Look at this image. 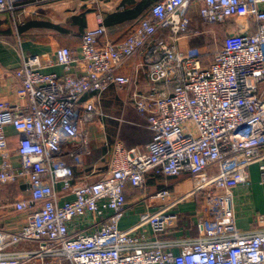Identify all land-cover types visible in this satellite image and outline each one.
Here are the masks:
<instances>
[{
  "label": "built area",
  "instance_id": "1",
  "mask_svg": "<svg viewBox=\"0 0 264 264\" xmlns=\"http://www.w3.org/2000/svg\"><path fill=\"white\" fill-rule=\"evenodd\" d=\"M53 1L0 0V16L18 28L27 8ZM195 18L225 27L209 63L177 43L206 33ZM105 33L86 29L78 52L24 56L16 92L27 105L0 100V185L30 191L13 205L24 214L20 227H0V264H264V231L238 227L234 193L252 165L264 183V0H160L126 39L101 42ZM139 56L130 74L119 73ZM141 72L144 87L131 101L151 141L130 148L117 140L104 174L76 182L75 168L91 154L87 126L108 116L104 93ZM8 126L20 133L15 150ZM160 177L150 209L123 228L127 187L147 190ZM182 177L194 187L175 196L166 179ZM201 192L197 234L182 236L177 208Z\"/></svg>",
  "mask_w": 264,
  "mask_h": 264
},
{
  "label": "crops",
  "instance_id": "2",
  "mask_svg": "<svg viewBox=\"0 0 264 264\" xmlns=\"http://www.w3.org/2000/svg\"><path fill=\"white\" fill-rule=\"evenodd\" d=\"M126 0H59L49 2L39 8L36 13H31L35 7L27 8L24 12V24L30 21L40 23L49 22L54 25H60L66 28L65 32L46 30L44 27L28 28L26 33L32 35L27 38H13L9 31L7 22L0 20V100L8 101L11 104L27 105L26 98L21 97L16 92V87L20 80L16 71L24 56L31 54H54L60 46L71 48L78 52L82 36L86 29L103 25L106 33L100 41L107 40L119 42L130 36L137 28L139 21L147 13L139 15L136 18L125 20L113 25H105L104 22L109 15L122 12L126 6ZM138 3L142 0H133ZM76 16H84L87 22L86 29L77 31L72 28L73 19ZM1 17V16H0ZM4 15L1 19H6ZM26 21V23H25ZM196 22V20H195ZM198 25L205 30L210 25L200 22ZM203 24V25H202ZM206 27H205V26ZM233 27H229V29ZM207 35L210 33L206 31ZM37 34V35H36ZM178 45L182 49L198 48L202 52V47L198 44V37L181 36L178 39ZM222 46V45H221ZM203 62L209 63L212 57H207L204 52ZM143 60V56L119 70L120 74H130L131 65L134 61ZM54 71L62 73V68L55 66ZM146 81V73L141 72L134 75L133 82L129 87L112 86L103 95L102 102L110 115L106 116L98 125L90 124L87 126L89 138L91 140V154L84 157L85 163L82 168L76 167V182L93 181L99 178L107 169V164L111 157L113 145L117 140H121L126 146L145 148L152 139L150 130L144 127L143 121L137 113L133 102L131 101L132 93L143 89ZM9 149L15 150L19 144L20 133L13 127L5 128ZM2 155L0 152V166ZM12 163L19 164L17 156L13 155ZM165 181L160 177L157 182L150 184L147 190L137 191L135 188L128 186L126 189L127 213L122 220V227L128 228L135 224L142 213L147 211L148 198L151 192L159 189V182ZM166 182L172 187L175 196L189 191L194 187L193 182L186 177L168 178ZM157 183V184H155ZM235 203L238 216V227L243 231H264V183L261 182V175L257 165L250 167V178L245 184H241L235 189ZM30 191L27 184L20 182H11L0 185V227L7 230H17L22 221L24 214L17 213L13 205L18 200L28 197ZM198 196V195H197ZM195 196L185 200L177 208L182 214V236H194L197 230L194 226L195 213L201 209L202 203ZM152 208V207H151Z\"/></svg>",
  "mask_w": 264,
  "mask_h": 264
},
{
  "label": "trees",
  "instance_id": "3",
  "mask_svg": "<svg viewBox=\"0 0 264 264\" xmlns=\"http://www.w3.org/2000/svg\"><path fill=\"white\" fill-rule=\"evenodd\" d=\"M157 1H160V0H142V1H139L138 3L134 2L133 0H126L124 4L125 5L126 4H132V6L128 5V6H126V8L122 12H117V13L109 15L108 18L106 19V21L104 22V24L110 26V25H113L115 23H120V22H123L125 20L136 18L139 15H142V14H145V13L148 14L149 6L154 4ZM5 15H9V14H5ZM8 17H7V20H8ZM199 22H200V20L196 19V22L194 23V25L198 26V24H200ZM42 24L43 25H41L40 23H36V22L30 21V22H28L25 25H20L19 30H18L19 31V36L21 38H27L28 36L32 37V35H28L26 33V31H27L28 28L37 27L38 25H40L38 27H44L46 30H50V32L51 31L52 32L53 31L65 32L66 31V28H64L63 26H60V25H54V24H51L49 22H45V23H42ZM86 26H87V22H86V19H85L84 16H76V17H74L73 25H72L73 29H75L77 31L78 30L79 31H83V30L86 29ZM9 31H11V33H12V30L10 28H9ZM222 43H223V41H222ZM222 43H221V45H222ZM132 188H135V187H132ZM135 189L137 191H140V194H142L143 191L140 188H135ZM197 197H198L199 201H201V203H202L203 193L202 192L199 193Z\"/></svg>",
  "mask_w": 264,
  "mask_h": 264
},
{
  "label": "rangeland",
  "instance_id": "4",
  "mask_svg": "<svg viewBox=\"0 0 264 264\" xmlns=\"http://www.w3.org/2000/svg\"><path fill=\"white\" fill-rule=\"evenodd\" d=\"M151 7V5L149 6V8ZM148 8V9H149ZM4 15H2L0 17V20L7 22L8 27L12 30V34H13V38L16 40H19L20 36H18L16 29L19 30V27L16 28V24L13 22V20L11 19V15H6L9 16L8 20L6 19H1ZM197 18L194 19V23L195 20ZM26 23V21H25ZM198 23V22H197ZM198 25H201L198 24ZM203 25V24H202ZM205 26V25H204ZM206 27V26H205ZM206 31H209L210 33L207 35V33H205L203 36L198 37L199 43L198 44L200 47H202V52H204L206 54L207 57H212V55L219 50L221 47V43L223 41L224 36L226 35V31H225V27L222 25H210L209 27L205 28ZM204 30V31H205ZM19 32V31H18ZM101 109L102 111L106 114V115H110V111H107L103 102L101 101ZM106 118V117H104ZM142 119V118H141ZM142 121L144 122V120L142 119ZM102 122V120H96L93 124L94 125H98ZM145 127V126H144Z\"/></svg>",
  "mask_w": 264,
  "mask_h": 264
}]
</instances>
